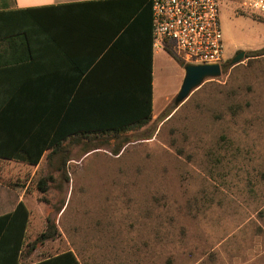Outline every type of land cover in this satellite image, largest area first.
<instances>
[{
	"label": "rangeland",
	"instance_id": "rangeland-1",
	"mask_svg": "<svg viewBox=\"0 0 264 264\" xmlns=\"http://www.w3.org/2000/svg\"><path fill=\"white\" fill-rule=\"evenodd\" d=\"M219 1L222 76L169 118L163 113L176 105L185 72L166 57L163 91L181 79L179 89L143 128L68 146L69 183L53 170L63 153H48L38 168L0 159V182L26 190L33 217L59 224L60 237L47 245L75 249L82 264H264V56L247 57L264 48V14ZM89 145L101 149L85 155ZM45 228L46 219L33 218L27 243Z\"/></svg>",
	"mask_w": 264,
	"mask_h": 264
},
{
	"label": "crops",
	"instance_id": "crops-1",
	"mask_svg": "<svg viewBox=\"0 0 264 264\" xmlns=\"http://www.w3.org/2000/svg\"><path fill=\"white\" fill-rule=\"evenodd\" d=\"M115 1L121 0H0V116L10 117L6 110L21 108L12 102V93H34L40 89L46 93L48 122L60 124L64 118L63 122H67L69 116L74 120L83 119L86 95L112 89V83L99 81L100 77L114 74L116 68L112 66L119 58L109 52L120 37L116 33L119 21L114 17L118 9L114 6L121 3ZM101 2L115 3L101 5ZM92 3L96 5H86ZM37 17L44 20L45 28L38 27ZM11 36L17 39L10 45L6 40ZM25 36L31 52L25 47ZM166 57L176 62L166 52L154 53L153 57L154 115L157 103L167 102L181 83L180 79L179 85L172 86L171 91H163L161 63ZM176 63L183 70V65ZM25 197L26 190L17 191L0 182V217L13 213L20 203L26 204ZM62 214L52 218L59 220ZM33 218L46 219L47 226L49 214L33 217L30 212L27 230ZM56 224L60 237L61 230ZM47 244L30 255L20 256L18 261L2 258L0 264H72L70 261L50 260L69 251L82 264L75 249L66 248L63 243L60 246ZM50 252L54 254L50 255Z\"/></svg>",
	"mask_w": 264,
	"mask_h": 264
},
{
	"label": "trees",
	"instance_id": "trees-1",
	"mask_svg": "<svg viewBox=\"0 0 264 264\" xmlns=\"http://www.w3.org/2000/svg\"><path fill=\"white\" fill-rule=\"evenodd\" d=\"M115 2L99 4L112 5ZM117 4L114 7L118 9V14L116 16L114 13V17L119 21L116 33L120 34V37L116 43L112 44L109 52L110 55H119V58L112 66L116 68L113 71L114 74L100 77L99 81L112 83V89L88 93L83 106L84 118L74 120L67 116V122H63L64 118L60 124L48 122L45 91L39 89L34 93H12V102L17 103L21 108L6 110L10 117L0 116L1 160H13L38 166L46 152L51 153V156L63 153L62 164L53 167V170L61 173L63 182L69 183L71 180L67 176L66 169L71 161L68 146L91 138L118 139L122 135L143 128L154 119L152 3L151 0H121ZM43 22L44 20L40 17L36 18L38 27L45 28ZM16 39L11 36L6 41L10 44ZM24 41L27 51L31 52L27 36L24 37ZM263 56L264 48L247 52L248 58ZM171 58L183 65L182 61L173 54ZM1 98L0 93V100ZM176 108V105L167 108L163 117L169 118ZM68 111L72 112V110ZM17 112L18 115L15 114ZM130 142L127 140L118 147L114 151L115 155H120ZM99 149H101L100 146L89 145L85 155ZM8 187L22 191V187L14 184H9ZM44 191L47 190L43 189L42 192ZM16 207L13 213L0 217V259L18 261L19 258L32 254L40 246L49 241H55L59 237L56 221L48 218L45 231L34 242L27 243L28 232L26 231H28L30 211L24 203ZM62 210L63 208L57 213H61ZM75 257L74 253L69 251L50 260L80 264Z\"/></svg>",
	"mask_w": 264,
	"mask_h": 264
},
{
	"label": "built area",
	"instance_id": "built-area-1",
	"mask_svg": "<svg viewBox=\"0 0 264 264\" xmlns=\"http://www.w3.org/2000/svg\"><path fill=\"white\" fill-rule=\"evenodd\" d=\"M264 14V0H240ZM153 51L166 52L183 65L225 63L219 0H151Z\"/></svg>",
	"mask_w": 264,
	"mask_h": 264
},
{
	"label": "water",
	"instance_id": "water-1",
	"mask_svg": "<svg viewBox=\"0 0 264 264\" xmlns=\"http://www.w3.org/2000/svg\"><path fill=\"white\" fill-rule=\"evenodd\" d=\"M246 53L240 52L234 59H231V64L236 65L245 59ZM185 76L181 83V88L177 94L175 103L179 107L183 104L190 95L198 89L202 83L208 79H215L222 76L223 66L217 65H183Z\"/></svg>",
	"mask_w": 264,
	"mask_h": 264
},
{
	"label": "flooded vegetation",
	"instance_id": "flooded-vegetation-1",
	"mask_svg": "<svg viewBox=\"0 0 264 264\" xmlns=\"http://www.w3.org/2000/svg\"><path fill=\"white\" fill-rule=\"evenodd\" d=\"M238 54H239V53H238ZM238 54H237V55H238ZM237 55H236V56H237Z\"/></svg>",
	"mask_w": 264,
	"mask_h": 264
}]
</instances>
